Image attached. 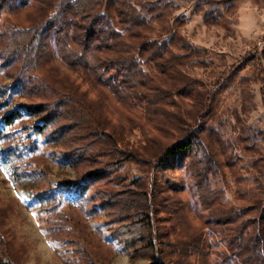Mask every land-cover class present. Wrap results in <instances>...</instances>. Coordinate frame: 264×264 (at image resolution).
I'll use <instances>...</instances> for the list:
<instances>
[{
	"label": "trees",
	"instance_id": "obj_1",
	"mask_svg": "<svg viewBox=\"0 0 264 264\" xmlns=\"http://www.w3.org/2000/svg\"><path fill=\"white\" fill-rule=\"evenodd\" d=\"M29 1L0 0V74L12 79L6 82L0 78V167L20 193L40 202V210L48 214L49 231L60 228L64 217L61 209L67 200L86 215L99 208L112 212L113 207L120 213L128 212L121 217L133 215V221L143 225L136 228L142 229L139 236L130 241L146 239L152 248L150 264H189V250L205 258L202 230L194 229L178 241L171 240L166 230L172 216L182 219L174 163L179 157L190 156L204 209L213 216L208 223L219 227L228 238L229 251L234 256L231 264H264V191L244 208H227L223 196L211 185L209 173L217 170L220 161L217 153L205 146L203 133L209 129L207 118L215 114V100L214 94L195 86L197 81L184 72L187 61L195 54L194 48L177 29L170 30L167 38L156 37L153 21L162 13L155 14L156 7L146 3L140 7L133 0H32L38 10L28 11V24H14L5 17L6 12H16ZM145 10L152 15L147 16ZM53 38L59 55L71 68L83 71L93 85H109L124 104L146 103L174 115L171 126L177 129L178 139L169 142L145 133L140 145L132 146L125 140L123 124L115 125L103 120L100 112L98 115L90 111L84 92L72 78L58 72L53 77L36 75L39 63L51 60ZM144 64H149L150 69H145ZM10 89L31 101L23 102L21 108H11L15 95ZM173 95L182 96L183 104L174 101ZM184 96L195 100L188 109L189 117L184 111ZM34 99L40 101L33 102ZM27 115L37 118L33 130L41 142L27 125ZM162 121L157 125L160 130L169 127L166 120ZM89 137L101 140L98 148L107 147L114 157L104 165H97L95 158L84 174L64 179L60 190L51 185L30 189L32 182L45 175L38 164L41 144L65 145L66 160L77 166L96 154L87 143L74 148L72 142ZM202 149L206 150L204 154H200ZM127 160L143 170L147 168L144 171L149 180L137 178L127 190L96 189L107 182L114 163ZM215 193L212 198L210 195ZM164 208H169L168 216L161 215ZM0 264L18 262L3 253Z\"/></svg>",
	"mask_w": 264,
	"mask_h": 264
},
{
	"label": "rangeland",
	"instance_id": "obj_2",
	"mask_svg": "<svg viewBox=\"0 0 264 264\" xmlns=\"http://www.w3.org/2000/svg\"><path fill=\"white\" fill-rule=\"evenodd\" d=\"M133 1L140 7L142 3L153 5L155 14L162 13L153 21L156 37L167 38L170 30L177 29L184 41L194 48L195 54L187 61L184 72L197 81L195 86L214 94L215 100V114L207 118L209 129L203 133L205 146L209 145L220 161L217 170L209 173L211 185L223 196L227 208L248 206L254 196L264 191V0ZM31 10H38L32 0L20 10L4 15L14 24L26 25ZM145 13L152 15L146 10ZM52 45L51 60L40 62L36 75L53 77L58 72L72 78L84 92L90 111L98 115L100 112L103 120L115 125L123 124L127 131L125 140L132 146H139L145 133L161 136L169 142L178 139L177 129L171 126L174 115L164 114L146 103L124 104L109 85L97 87L83 71L71 68L59 55L54 38ZM53 67L56 68L53 70ZM144 68L149 70L150 65L144 64ZM0 78L12 81L5 73H1ZM10 91L15 95L11 108H21L23 102L31 101L17 91ZM172 97L183 104L182 96ZM183 99L184 111L189 117L188 109L195 100L185 96ZM36 120L27 115V125L41 142L42 138L33 130ZM162 120H166L169 127L160 130L157 125L160 121L163 123ZM72 144L74 148L89 145L96 156L76 166L66 160L68 148L65 145L41 144L38 164L45 175L32 182L30 189L35 191L51 185L60 190L64 179L84 174L95 158L97 165H104L114 157L107 147L98 148L101 140L96 138H77ZM203 149L200 154L205 153ZM191 161L190 156L179 157L174 163L173 171L179 178L177 196L182 202V219H176L173 213L172 221L166 222L167 234L171 240L178 241L194 229H200L205 234L207 255L203 258L202 254L189 250L188 263L231 264L234 256L229 251L228 238L223 230L208 223L213 216L210 210L204 209ZM113 170L107 182L96 189L127 190L135 179L150 178L144 171L147 168L143 170L130 160L114 163ZM210 196L214 198L216 193ZM40 208V202L20 193L0 167V259L4 253L18 264H150L152 248L148 247L146 239L130 241L139 236L142 229L136 228L143 225L134 222L133 215L121 217L128 212L120 213L112 207V212L99 208L92 215H86L67 200L61 209L64 217L60 228L50 232L48 214ZM169 208L162 209L161 215L168 216ZM177 259L175 254L174 261Z\"/></svg>",
	"mask_w": 264,
	"mask_h": 264
}]
</instances>
